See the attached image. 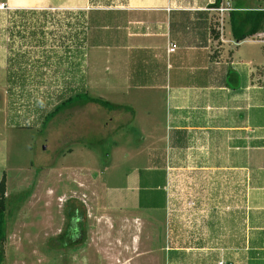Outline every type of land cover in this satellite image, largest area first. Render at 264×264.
<instances>
[{
    "label": "rangeland",
    "instance_id": "1",
    "mask_svg": "<svg viewBox=\"0 0 264 264\" xmlns=\"http://www.w3.org/2000/svg\"><path fill=\"white\" fill-rule=\"evenodd\" d=\"M19 1H28L33 7L0 4V61L5 55L6 63V77L0 70V181L6 175L8 198L7 238L0 264H166L164 242L161 239L158 243L156 232L149 239V227H144L140 241L131 244L130 234L136 225L131 224L128 213L107 210L87 175L75 172L85 166L93 170L99 167L107 183L119 181L124 170L114 159L116 133L131 131L134 140L142 138L140 130L149 127L142 105L135 120L125 109L95 103L68 104L52 118L46 117L79 93L104 97L114 105L122 96L148 94L109 90L105 85L114 80L105 63L95 59L93 50L90 53V46L99 34L116 30L109 26L117 21L109 10L126 11L138 5L156 9L159 0ZM181 1L194 9L212 2L207 6L211 14L207 18L214 36H233L230 12L219 10L228 7L226 3L232 8L241 4L264 9V0H221L218 4L217 0ZM249 39L242 44L237 60H255L256 69L246 75L243 90L248 105L263 106L264 32ZM235 45V40L228 45L232 48L229 56ZM217 47L215 55L220 50ZM68 147L74 150L66 155ZM192 147L182 151L184 159L173 166L169 182L170 217L180 234L190 240L207 234L206 224L212 214L226 210V199L230 207L237 208L238 195H243V181L234 171L217 175L214 168L203 164L212 156L209 146ZM253 169H245L246 180ZM222 190L227 192L222 194ZM188 198L196 204L187 209ZM79 201L86 209L82 214L85 220L79 223L80 227L85 224L84 235H80L84 240L78 246L66 247L58 237L74 218Z\"/></svg>",
    "mask_w": 264,
    "mask_h": 264
},
{
    "label": "crops",
    "instance_id": "2",
    "mask_svg": "<svg viewBox=\"0 0 264 264\" xmlns=\"http://www.w3.org/2000/svg\"><path fill=\"white\" fill-rule=\"evenodd\" d=\"M2 3L33 7L28 1L0 0ZM159 3L156 9L133 5L126 11L109 10L117 17L109 26L116 30L99 34L90 46V53L93 50L95 59L105 63L114 80L106 83L109 90L148 93L122 96L116 104L124 106L118 108L121 111L132 112L133 120L141 114V104L149 127L140 130L142 138L138 140L131 131H117L114 159L124 173L116 183H107L99 167L85 166L75 172L87 175L107 210L128 213L129 221L136 225L130 234L131 244L140 241L144 227H149V239L156 232L158 243L164 242L166 264H217L221 257L232 264H264V105H248L243 90L256 61L237 60L242 44L250 39L237 42L225 33L214 36L207 18L211 1L199 9L181 0ZM233 40L236 45L229 56L232 48L228 45ZM216 47L220 49L217 55ZM229 69L240 75L236 89L227 84ZM0 70L6 77L5 55ZM197 144H205L213 152V157L203 161L215 169L212 175L224 170L238 175L243 195H238L237 208L230 207L226 199V210L212 214L206 224L207 234L190 240L180 234L170 217L169 182L173 166L184 159L182 151ZM68 148L66 155L74 150ZM133 163L135 166L129 167ZM247 167L255 169L246 180Z\"/></svg>",
    "mask_w": 264,
    "mask_h": 264
},
{
    "label": "trees",
    "instance_id": "3",
    "mask_svg": "<svg viewBox=\"0 0 264 264\" xmlns=\"http://www.w3.org/2000/svg\"><path fill=\"white\" fill-rule=\"evenodd\" d=\"M221 0H217V4L220 3ZM229 22L231 27V32L233 35V38L237 41H243L248 37L254 36L259 33L264 32V9H252L244 7L241 4H237L230 12L229 15ZM227 84L229 87L236 89L240 85V76L239 74L233 70L229 69L228 71V77H227ZM79 104V105H85L87 103H95L100 104L102 106L111 108H120L121 106L114 105L107 100L101 98V97H93L90 96L88 93H79L72 97L67 98L65 101L61 102L53 112L48 114L46 117L51 118L59 112L62 108L65 106L72 105V104ZM7 192V178L6 175L3 176L2 180L0 181V262L3 260L4 256V245L7 238V206H8V198L6 195ZM76 208L79 210L76 217L83 218V222L85 218L82 216L86 214L85 212V205L82 204V202L76 203ZM74 211V210H73ZM71 211V213H73ZM85 224L83 223L82 226V236L85 232ZM78 240H81L79 242H69L66 244L68 247L69 245L71 247L78 246L83 242V238L80 237ZM76 243V244H75ZM79 243V244H77ZM74 244V245H73Z\"/></svg>",
    "mask_w": 264,
    "mask_h": 264
},
{
    "label": "flooded vegetation",
    "instance_id": "4",
    "mask_svg": "<svg viewBox=\"0 0 264 264\" xmlns=\"http://www.w3.org/2000/svg\"><path fill=\"white\" fill-rule=\"evenodd\" d=\"M79 210L75 208V215L72 219L71 223L67 226V228H64L61 230V234L58 237V240L60 243H63L64 245L68 244L69 242H75L80 238V233L82 232V227H80L79 223L83 222L80 220L81 218L76 217V215L79 213Z\"/></svg>",
    "mask_w": 264,
    "mask_h": 264
},
{
    "label": "built area",
    "instance_id": "5",
    "mask_svg": "<svg viewBox=\"0 0 264 264\" xmlns=\"http://www.w3.org/2000/svg\"><path fill=\"white\" fill-rule=\"evenodd\" d=\"M230 1V0H229ZM227 5H228V7H221V8H219V10H222V11H224V10H226V11H229V12H231L232 10H234V8H232L230 5V3L228 2V3H226ZM175 50V48H170L169 49V51H174ZM190 201V202H189ZM186 202H189V203H187V206H186V208L188 209V208H191V206H193V205H195L196 204V202L194 201V200H191V199H187V201ZM185 202V203H186ZM189 206V207H188ZM217 264H232V263H230V262H228L226 259H224V257H221L219 260H218V262H217Z\"/></svg>",
    "mask_w": 264,
    "mask_h": 264
}]
</instances>
